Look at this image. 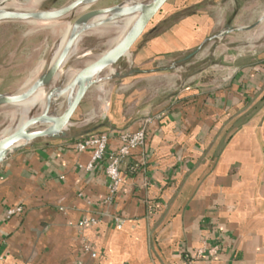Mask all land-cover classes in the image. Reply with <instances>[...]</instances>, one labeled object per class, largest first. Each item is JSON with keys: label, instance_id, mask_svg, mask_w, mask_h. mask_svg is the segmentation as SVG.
<instances>
[{"label": "crops", "instance_id": "obj_1", "mask_svg": "<svg viewBox=\"0 0 264 264\" xmlns=\"http://www.w3.org/2000/svg\"><path fill=\"white\" fill-rule=\"evenodd\" d=\"M177 4L157 13L137 73L87 91L67 137L0 163V264H264V14L236 31L259 26L228 66L189 74L221 14ZM156 79L174 82L146 87ZM139 130L110 195L104 162L88 169L75 144L107 134L115 151Z\"/></svg>", "mask_w": 264, "mask_h": 264}, {"label": "water", "instance_id": "obj_2", "mask_svg": "<svg viewBox=\"0 0 264 264\" xmlns=\"http://www.w3.org/2000/svg\"><path fill=\"white\" fill-rule=\"evenodd\" d=\"M100 1L71 0L55 10L25 12L7 10L6 0H0V23L32 20L49 22L71 16L78 9L85 11L72 22H68L69 26L65 35H61L53 53L42 63L31 81L14 93L0 94V108L20 107L30 103L32 106L24 122L16 123L8 132L0 133V163L9 155L38 139L67 137L70 121L90 88L104 82L124 79L138 72L130 68L127 72L120 73L113 68L121 60L130 59L127 55L131 57L134 46L144 35L147 26L169 0H123L111 7L88 10ZM133 14H139L140 18L135 27L128 28L127 33L121 34L122 36L115 44L99 52L95 60L74 71L72 76L65 79L71 65L78 58L74 50L78 48L79 42L88 32L125 21ZM263 20L264 15L256 24ZM250 28H228L220 34V37L232 31H244ZM88 53L83 52L81 56L84 57ZM111 70L113 72H110ZM105 71L109 72L108 75H103ZM38 96L43 98V103L33 101ZM62 101L65 103L64 108L56 112L58 104ZM38 109L40 112L35 115Z\"/></svg>", "mask_w": 264, "mask_h": 264}, {"label": "rangeland", "instance_id": "obj_3", "mask_svg": "<svg viewBox=\"0 0 264 264\" xmlns=\"http://www.w3.org/2000/svg\"><path fill=\"white\" fill-rule=\"evenodd\" d=\"M71 0H16L14 3L7 2L5 8L10 11H25L33 12L40 10H55L58 9ZM123 0H101L100 2L91 6L88 10L107 8L118 4ZM196 0H186L180 2L179 0H169L164 5L163 9L172 5V3L181 4V7L186 10L179 14L185 16L186 14H194L195 11L212 12L214 16L221 14L214 27L212 36L221 34L228 28H244L256 23L261 14H264V0H200L198 6L193 7L192 3ZM183 3V4H182ZM85 11L82 9L76 10L73 15H68L57 24H43L35 21H9L0 23V94L14 93L20 90L24 85L33 79L39 71L42 63L53 53L57 41L61 35L64 34V27L68 22H72ZM161 12V11H160ZM162 14H156L146 28L144 35L134 46L130 59H123L118 62L113 70L125 73L132 67V61L135 52L142 45V40L149 36L161 19ZM250 32H236L232 31L223 37L215 38L203 45L200 52L194 57L199 60L192 59L195 64L191 65L187 72L193 74L202 70L213 72L211 69H218L217 67H226L229 64L231 54H235L236 50L246 46V41L249 35H254V30ZM118 29L116 27L100 28L88 32L78 44L77 60L71 65L68 71L66 80L71 74L95 60L99 52L106 50L111 41L118 36ZM249 34V35H248ZM114 38V39H113ZM84 57L81 56L83 52H89ZM228 58V59H227ZM181 60V59H180ZM224 60V61H223ZM222 61V62H221ZM229 62V61H228ZM190 65V61L188 62ZM184 63L176 64L175 69L169 68L164 75L169 76L176 74L174 72L179 67L183 68ZM112 71V70H111ZM182 71V69H180ZM105 71L103 75H108ZM162 75V74H161ZM154 77L150 74H145L140 78ZM171 77V76H170ZM138 78V79H140ZM174 82L170 79H156L150 81L146 87L148 88H165ZM112 86V83L98 84L101 86ZM118 86V84H116ZM62 102L59 103V105ZM18 107H2L0 108V133L8 130L18 123L21 119V114ZM40 112L38 109L35 112L37 115ZM19 114V115H18ZM17 119V120H16Z\"/></svg>", "mask_w": 264, "mask_h": 264}, {"label": "built area", "instance_id": "obj_4", "mask_svg": "<svg viewBox=\"0 0 264 264\" xmlns=\"http://www.w3.org/2000/svg\"><path fill=\"white\" fill-rule=\"evenodd\" d=\"M120 146L115 151H107L108 135L98 134L85 138L75 144V150L78 152H84L87 149L92 150L91 163L88 169L95 162H104L105 174L108 178V190L110 195H113L118 190L122 179L120 177V167L124 162V159L130 155V153L141 147L144 144L145 133L143 130H139L135 133H122L119 135ZM15 211H10L9 214H13ZM94 223V221H90ZM88 222L85 221L81 225H85ZM95 257L94 254H91ZM198 255H202V251H199Z\"/></svg>", "mask_w": 264, "mask_h": 264}, {"label": "bare ground", "instance_id": "obj_5", "mask_svg": "<svg viewBox=\"0 0 264 264\" xmlns=\"http://www.w3.org/2000/svg\"><path fill=\"white\" fill-rule=\"evenodd\" d=\"M16 0H6V3L7 2H10V3H14ZM5 3V4H6ZM139 14H133L132 15V17L131 18H129V19H127V20H125V21H121V22H116V24H110L108 27H116L117 29H118V36L117 37H115V39L113 40V41H111L112 43H111V45L114 43H116L117 42V40L122 36L121 34H125V33H127V31L126 30H128V28H130V27H135L138 23H139ZM64 18L65 17H63V18H61L60 20H56V21H49V22H44V21H35V22H41V23H45V24H57V23H59L61 20H64ZM33 21V20H32ZM68 26H69V24H67L65 27H64V34L63 35H65V33H66V31H67V28H68ZM132 29V28H131ZM110 45V46H111ZM77 53V48H76V50H74V54H76ZM86 54L88 53V52H85ZM89 54V53H88ZM127 57L128 58H130V56H128L127 55ZM92 62V61H91ZM110 72H113V70L112 71H110ZM74 74V72L71 74V76ZM33 101H38V102H41V103H43V98L41 97V96H38V97H36ZM31 104V103H30ZM30 104H28V105H25V106H20V107H18L19 108V112L20 113H22L21 114V119H20V121L18 122V124H21L22 122H24L25 120H26V118L28 117V115H29V112L31 111V109H32V106L30 105ZM64 105H65V103H64V101H62V103L59 105L58 104V108H57V111L56 110H54V111H56V112H59L60 110H62L63 108H64ZM41 108H42V105L40 106ZM19 115V114H18ZM17 120V119H16ZM10 129V128H9ZM9 129L8 130H5V131H3V132H1V134H3V133H5V132H8L9 131Z\"/></svg>", "mask_w": 264, "mask_h": 264}]
</instances>
